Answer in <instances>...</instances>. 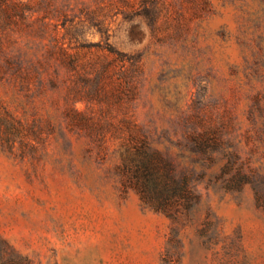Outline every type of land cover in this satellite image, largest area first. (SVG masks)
Instances as JSON below:
<instances>
[{"label": "rangeland", "instance_id": "374dc122", "mask_svg": "<svg viewBox=\"0 0 264 264\" xmlns=\"http://www.w3.org/2000/svg\"><path fill=\"white\" fill-rule=\"evenodd\" d=\"M132 125L193 172L177 228L121 186ZM235 151L264 177V0H0V236L34 264H264Z\"/></svg>", "mask_w": 264, "mask_h": 264}, {"label": "trees", "instance_id": "16d2710c", "mask_svg": "<svg viewBox=\"0 0 264 264\" xmlns=\"http://www.w3.org/2000/svg\"><path fill=\"white\" fill-rule=\"evenodd\" d=\"M130 127V134L120 139V161L116 166V174L121 186L124 190L135 191L144 207L166 215L177 228L200 201L193 172H178L174 162L155 147L153 140L134 131L136 126ZM209 130L211 133L191 139L202 155H212L223 148L219 130L214 126ZM228 155L219 174L224 188L237 192L246 185L252 186L259 205L264 209V197L256 190L258 181L264 182V177L259 176L257 171L244 169L236 151ZM0 264L34 263L0 236Z\"/></svg>", "mask_w": 264, "mask_h": 264}]
</instances>
